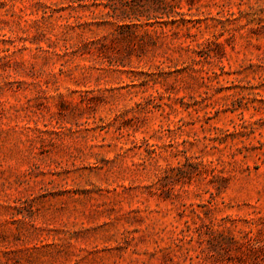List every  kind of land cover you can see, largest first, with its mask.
<instances>
[{"label": "rangeland", "instance_id": "obj_1", "mask_svg": "<svg viewBox=\"0 0 264 264\" xmlns=\"http://www.w3.org/2000/svg\"><path fill=\"white\" fill-rule=\"evenodd\" d=\"M167 1L0 0V264H264V0Z\"/></svg>", "mask_w": 264, "mask_h": 264}, {"label": "trees", "instance_id": "obj_2", "mask_svg": "<svg viewBox=\"0 0 264 264\" xmlns=\"http://www.w3.org/2000/svg\"><path fill=\"white\" fill-rule=\"evenodd\" d=\"M88 1L91 2L90 6H98L102 4V0H69V3L71 4L70 6L72 8H74V5H76L77 7H87L86 2ZM107 1L111 3L114 0ZM127 2H129V0H127ZM131 2H133V4H131ZM131 2L127 4L128 8L122 12L125 14V17L129 16V18H132L135 21H140L142 18H145V20H151L152 18H155V15L161 11L165 12L162 14L170 16L175 6L167 0H131ZM127 26L131 25H120L117 29H124ZM133 26H135L136 28L142 27V25L135 24ZM126 33V36H129L131 40L136 37L134 30H129ZM150 35L151 34L149 31H143V37H150ZM105 40L106 39L103 38L101 40L97 39L94 41H87L83 44L82 50L83 52L88 54L102 53V49L106 47ZM141 42L143 43L142 39ZM139 44L140 43L137 42V46L141 48L143 47L144 43L142 45ZM249 233L250 231H242V236L239 240H237L235 235H233L232 233H229V235L224 236L223 231H218L217 229H214L212 225L209 226V224L206 225L193 223L192 226L187 224L184 230L180 231L179 235L182 236L184 239L193 238L195 235L199 239L206 238L204 241L207 243L209 251L214 252L216 254L218 253V250L228 249L229 246L232 245H239V247H243L245 249V252L251 254L258 251L260 247H264V245H260V241H258L253 235H249Z\"/></svg>", "mask_w": 264, "mask_h": 264}]
</instances>
